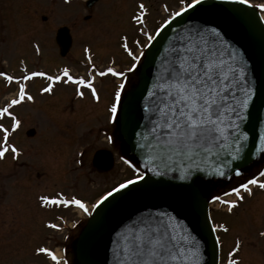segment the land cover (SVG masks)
<instances>
[{"label":"snow or ice","instance_id":"6c2138e0","mask_svg":"<svg viewBox=\"0 0 264 264\" xmlns=\"http://www.w3.org/2000/svg\"><path fill=\"white\" fill-rule=\"evenodd\" d=\"M235 3L264 11V2L235 0ZM203 4L202 0H180L178 10L170 12L165 5L164 10L168 15L155 28L153 34L146 30L149 8L143 0H139L130 14L129 22L146 42L141 44L139 39L133 40L132 43L138 48V51L134 52L130 47L129 36H120V47L132 58L131 66L124 70H117L112 66L115 60L110 61L109 65L101 70L92 63L90 48L85 47L90 65L87 76H74L67 66L57 74H49L43 70L28 71L26 65L25 74L22 76L0 71V77L8 84L14 81L18 83L16 95L0 106V160L6 159L9 152L12 153L13 159H18L21 154L20 149L10 143V139L22 123L13 111L14 107L28 101L35 102V97L27 90L26 82L38 77L44 78L48 83L40 87L39 92L53 95L58 84L74 85L75 98L84 99L87 89L91 98L99 103L101 96L95 83L96 78L111 75L119 78L120 83L115 86L107 106V120L120 133H127L129 143L138 153L139 159L127 158L125 155L120 157L134 169L136 175L133 179L117 182L110 190L100 195L91 205L95 213L98 206L105 205L106 202L111 203L110 197L122 194L123 190L132 185L142 188L158 182L153 180L152 176L141 174V160L145 164V173L183 181L185 183L176 185L181 189L193 188L197 174L224 177L228 170L242 176L243 166H234L233 161L240 160L246 149L250 156L256 154L247 147L249 131L252 132L253 126L245 124V120L250 117L246 110L253 93L251 83L246 79L248 58L225 39L226 33L222 31V25L213 21L193 23L192 18L184 15L189 10L199 11V6ZM255 14L257 15V12ZM231 16L241 29L245 26H257L247 9H233ZM261 20H264V16H258V25L264 26V23H260ZM36 51H40L38 44ZM21 63L23 64V61ZM132 72L141 75L146 73L147 81L146 87L137 97L139 116L135 122L130 120L128 112L132 91L125 89L127 73ZM6 118L10 120V125L4 122ZM260 124L257 151L264 152V120H261ZM245 128H248V131H245ZM254 129L255 145L256 123ZM106 139L111 143L114 135H108ZM79 155L83 157L84 153ZM261 158H264V155ZM76 163L82 165L83 160L78 159ZM262 177L264 170H258L250 173L249 177L235 186L221 190L219 194L192 196L190 210L199 221V226L193 224V228L203 240L197 238L187 225L170 212L146 210L139 213L114 233L110 241L114 246L111 249V264H201L205 246L211 250L212 264H217L218 250L222 249L223 245L218 233H228L230 228L226 222H215L211 210L206 207L207 204L214 202L226 206L227 213L234 215L236 209L255 195L254 187L264 190ZM37 201L42 208L76 206L84 213L92 215L89 206L75 194L70 198L64 192L41 194ZM102 215L103 209L97 213V219ZM46 226L57 230L61 228V225L51 220L47 221ZM259 235L264 237V231ZM242 244L243 241L237 236L235 245L221 258L223 264H240L238 254ZM33 252L37 256L47 257L52 264H69L64 256L57 255L43 243L37 244Z\"/></svg>","mask_w":264,"mask_h":264},{"label":"rangeland","instance_id":"374dc122","mask_svg":"<svg viewBox=\"0 0 264 264\" xmlns=\"http://www.w3.org/2000/svg\"><path fill=\"white\" fill-rule=\"evenodd\" d=\"M143 1L149 8L146 30L153 34L168 15L164 6H168L169 12L178 10L180 6V0ZM138 2L101 0L88 10L83 0H0V71L22 76L26 65L28 71L43 70L57 74L67 66L72 75L87 76L90 65L85 47L90 48L92 63L101 70L112 60H115L112 66L124 70L131 66L132 58L120 47V36H129L134 52L138 48L133 40L139 39L141 44L146 42L129 22ZM261 14L264 15V11ZM88 15L91 19L86 20ZM63 26L70 28L73 37L72 48L66 57L60 56L55 42L56 32ZM37 44L39 52L36 51ZM138 74L127 73L126 91L135 85ZM26 83L35 102H24L13 109L22 121L10 139V143H14L21 152L16 163L20 171L18 181L8 180L5 188V203L10 209L0 213V264H52L47 257L34 254V247L40 243L61 256L63 247L70 252L73 250L74 258L70 254L69 260L75 263V243L90 215L76 206L42 208L37 197L64 192L70 198L75 194L92 212L91 205L100 195L117 182L135 176L133 168L120 159L122 155L127 158L133 156L122 141L120 132L107 120V106L120 79L111 75L97 76L99 103L91 98L87 89L84 99L75 98L74 85L58 84L53 95L39 92L40 87L48 83L44 78H34ZM17 92L18 83L8 84L0 77V106ZM4 122L10 125L7 118ZM30 131H34V135H28ZM108 135H114L113 142H108ZM103 149L114 153L116 163L110 172L100 174L94 169L92 159L98 150ZM81 152L83 157L79 155ZM262 155L264 152L247 171H241L244 173L242 176L233 174L228 178L211 179V183L210 180H199L198 185L204 194H219L249 177L250 173L257 172L264 163ZM78 159L83 160L82 165L76 163ZM4 167L10 171V163L6 162ZM142 168L144 170L145 167ZM254 192L255 195L236 209L234 215L227 213L226 206L215 205L211 210L215 222H226L230 228L226 235L223 234L225 251L233 247L237 236L243 241L242 252L238 256L241 257L240 264H264V238L258 236L264 229V190L254 187ZM48 220L61 225V228L47 227Z\"/></svg>","mask_w":264,"mask_h":264},{"label":"water","instance_id":"95a60500","mask_svg":"<svg viewBox=\"0 0 264 264\" xmlns=\"http://www.w3.org/2000/svg\"><path fill=\"white\" fill-rule=\"evenodd\" d=\"M96 1L91 0L88 3V7H91ZM202 2L204 4L199 6V11L189 10L184 15L192 18L193 23L213 21L222 25V31L224 30L226 33L225 39L229 40L236 48H239L245 57L248 58L246 79L250 81L253 93L252 99L249 101V107L246 110L250 113V117L245 120V124L253 126L252 132L249 131L247 147L251 148L256 154L250 156L246 149L245 154H242L240 160L233 161L234 166H243L241 167L242 170L252 164L262 153V151H257V149L261 128L260 121L264 120V26L258 25V16H260V13L256 9L238 5L235 3V0H202ZM236 8L247 9L251 19L257 22V26L254 28L247 26L243 29L239 28L231 16V11ZM256 12L257 15L255 14ZM260 23H264L263 20ZM173 27L176 26L173 25ZM56 42L59 46L61 56L65 57L70 52L73 44L70 30L67 27L58 30ZM146 82V73L142 75L139 73L137 83L129 90L132 91V96L128 106V112L132 122H135L139 116L137 97L141 95L146 87ZM255 123L257 139L254 145ZM244 130L248 131V128ZM34 133V131H30L28 135L31 136ZM120 134L128 146L130 154L139 159L138 153L129 143L127 133L123 132ZM141 162L144 164L142 160ZM93 167L99 173L112 170L114 167L113 153L108 150L97 151L93 158ZM234 173L233 171L226 170L224 177L197 174L193 181V188L191 189L176 187L177 184L185 183L183 181H173L169 177H157L154 174H145L152 176L153 180L158 182L142 188L139 185H132L129 189L123 190L122 194H114V197L109 198L111 203L106 202L105 205L98 206L96 213L95 211L93 212L76 243L77 264H111V249L114 246L110 241L114 233L131 218L146 210L172 213V215L177 216L180 222L187 225L197 238L203 240L193 228V224H196L197 227L199 226V221L195 219L190 210L192 196L196 194L203 197L204 195L196 182L198 179L226 178L232 176ZM137 184H139V181H137ZM206 207L209 209V204ZM102 209L103 215L100 219H97V213H100ZM197 214L199 215V213ZM201 264H212L211 250L207 249L206 246L202 251Z\"/></svg>","mask_w":264,"mask_h":264},{"label":"flooded vegetation","instance_id":"af4514ba","mask_svg":"<svg viewBox=\"0 0 264 264\" xmlns=\"http://www.w3.org/2000/svg\"><path fill=\"white\" fill-rule=\"evenodd\" d=\"M51 1H53V0H51ZM144 2V1H143ZM252 2H254V3H260V2H264L263 0H256V1H254V0H252ZM96 6V5H95ZM94 6V7H95ZM93 7V8H94ZM92 8V9H93ZM91 9V10H92ZM89 16V18L88 19H86V20H89V19H91V16L90 15H88ZM88 16H86V17H88ZM154 18L156 19L157 17H155L154 16ZM7 156H10V157H8V158H6V159H2V160H0V213H1V211L2 212H5V211H7L8 209H10V207L8 206V204H6L5 203V196H6V190H5V188H6V184H7V181L8 180H10V179H12L13 181L14 180H17L18 181V176H19V168H20V166H18L19 164H16L17 162H19L18 161V159H13V156H12V153L11 152H9L8 154H7ZM7 162V164L8 163H10V167H9V169L8 170H10V171H6L5 170V167H4V164ZM14 163V164H13ZM258 170H264V163L263 164H261L260 166H259V169ZM243 171H245V170H243ZM11 208H13L12 206H11ZM263 219H264V216H263ZM262 231H264V229L263 230H261V232ZM260 233V232H259ZM223 234H227V233H224V232H220V236H221V238H222V240H223V245H222V249H221V257L220 258H222L223 256H226V253L229 251H225V246H226V241L224 240V235ZM258 236H259V238H264V237H262V236H260L259 234H258ZM72 238V237H71ZM235 245V244H234ZM233 245V246H234ZM67 248V247H66ZM65 247H63V252H62V256H64L67 260H68V262H69V264H73L72 263V260L70 261L69 260V255L70 254H72V259L74 258V256H73V250H72V248H70L72 251L70 252L68 249H66ZM242 248V247H241ZM241 249H240V252H239V254H238V256L241 254ZM239 258V257H238ZM241 258V257H240ZM239 258V259H240ZM240 261H241V259H240ZM74 264H77L76 263V260H75V263ZM220 264H223V260L221 259V263Z\"/></svg>","mask_w":264,"mask_h":264},{"label":"trees","instance_id":"16d2710c","mask_svg":"<svg viewBox=\"0 0 264 264\" xmlns=\"http://www.w3.org/2000/svg\"><path fill=\"white\" fill-rule=\"evenodd\" d=\"M141 170H142L141 174H143V172H144L143 168H141ZM134 172H135V171H134Z\"/></svg>","mask_w":264,"mask_h":264}]
</instances>
